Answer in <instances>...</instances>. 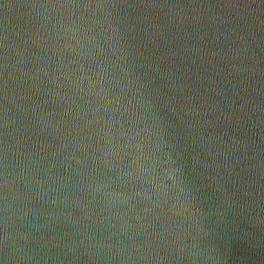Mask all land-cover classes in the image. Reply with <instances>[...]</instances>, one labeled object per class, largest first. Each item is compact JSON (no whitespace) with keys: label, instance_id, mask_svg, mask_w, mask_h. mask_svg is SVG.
Segmentation results:
<instances>
[{"label":"water","instance_id":"obj_1","mask_svg":"<svg viewBox=\"0 0 264 264\" xmlns=\"http://www.w3.org/2000/svg\"><path fill=\"white\" fill-rule=\"evenodd\" d=\"M0 264H264V0H0Z\"/></svg>","mask_w":264,"mask_h":264}]
</instances>
